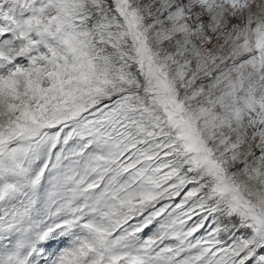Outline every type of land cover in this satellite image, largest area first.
Instances as JSON below:
<instances>
[{
	"label": "snow or ice",
	"instance_id": "1",
	"mask_svg": "<svg viewBox=\"0 0 264 264\" xmlns=\"http://www.w3.org/2000/svg\"><path fill=\"white\" fill-rule=\"evenodd\" d=\"M0 264H264V0H0Z\"/></svg>",
	"mask_w": 264,
	"mask_h": 264
}]
</instances>
